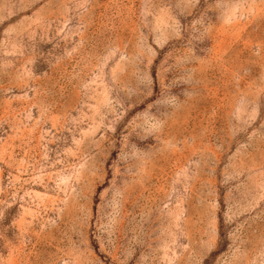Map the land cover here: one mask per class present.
<instances>
[{
  "label": "rangeland",
  "instance_id": "374dc122",
  "mask_svg": "<svg viewBox=\"0 0 264 264\" xmlns=\"http://www.w3.org/2000/svg\"><path fill=\"white\" fill-rule=\"evenodd\" d=\"M0 264H264V0H0Z\"/></svg>",
  "mask_w": 264,
  "mask_h": 264
}]
</instances>
